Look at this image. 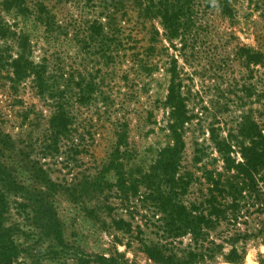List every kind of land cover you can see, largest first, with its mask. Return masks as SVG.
I'll return each mask as SVG.
<instances>
[{"label":"rangeland","instance_id":"1","mask_svg":"<svg viewBox=\"0 0 264 264\" xmlns=\"http://www.w3.org/2000/svg\"><path fill=\"white\" fill-rule=\"evenodd\" d=\"M123 1L128 9L121 22L124 43L118 57L108 67L102 65V59L96 54L80 52L79 44L72 37L71 26L67 35L56 38L47 35V38L43 27L34 25L33 18H24L14 11L2 12L6 20L16 22V28L30 35L35 60L47 55L52 66L56 61L54 56L58 54L64 58L65 71L76 66V69L86 70V75L91 72L99 86L91 102L73 101V126L76 129L73 143L85 151L67 158L66 149L62 147L64 153L60 156L41 158L40 151L35 149L30 151L28 159L45 160V167L53 179L65 186L71 185L82 175H94L103 168L117 140L115 131L122 128L120 124L126 123L129 148L126 168L132 165L147 169L158 150L170 141L169 108L163 101L170 82L168 68L174 64L190 116L182 128L185 142L182 171L190 172L194 181L185 198L199 200L208 186L205 170L224 172L223 161L211 139L212 132L233 144L231 156L237 160H240V153L231 135L236 134L242 119L249 116L264 133V66L248 62L244 51L249 48L264 53V0H228L230 14L223 13L214 3L205 5L204 1L198 7L199 18L194 29L186 35L184 45L175 39L169 46L158 34L152 52L148 51L151 30L162 31L158 19L137 20L133 14L136 23L131 21V2ZM46 2L64 25L69 21L81 23L105 11L101 5L92 8L84 6L82 1L78 4L69 0ZM71 88L72 92L77 90L73 85ZM18 95L22 102L13 103L14 95L8 84L0 86L3 119L0 126L16 142L37 140L44 133L51 108L36 94L29 80L21 84ZM196 155H201L200 161H195ZM18 171L25 182L31 180L20 162ZM105 174V179L115 182L114 170ZM261 184L258 182V187ZM104 193L97 200L88 198L85 202V196L70 190L63 189L56 196L64 239L71 250L78 254L114 256L117 264H159L149 258L142 247L143 242L161 240V232L153 225L156 217H152L151 206L140 198L131 200V195L127 198L116 196L114 187L113 191L105 190ZM253 196L241 200L235 212L228 210L226 217L205 230L197 244L190 234L177 237L172 241L173 251L179 256L189 250L197 251V264H261L264 260V211H261L260 199ZM94 208H97V215H89L87 210ZM119 219L130 224L128 230L123 224L117 226L112 222ZM232 248L240 253L239 261L227 260ZM67 256L59 260L43 258L39 264H60L62 261L80 264L77 257ZM25 258L23 264H29L30 258Z\"/></svg>","mask_w":264,"mask_h":264},{"label":"trees","instance_id":"2","mask_svg":"<svg viewBox=\"0 0 264 264\" xmlns=\"http://www.w3.org/2000/svg\"><path fill=\"white\" fill-rule=\"evenodd\" d=\"M84 6L95 8L102 6L103 12L97 16L74 24L65 25L56 19V13L46 0H0V86L8 84L13 103L22 102L18 95L19 87L29 80L36 94L45 100L51 108L44 133L41 138L29 142L16 139L0 126V264H23L25 257L29 264H39L44 258L64 259L67 255L77 257L80 264H117L114 256L100 254H78L71 250L65 241L63 223L58 215L55 198L63 190H70L78 196L98 199L105 190L114 187L119 197L141 199L152 208L153 225L161 232L160 241L143 242V251L159 264H197L199 253L189 250L179 256L173 251L177 237L190 234L197 244L209 227L219 219L226 217L228 210L235 212L241 200L255 193L260 199L261 211H264V133L258 124L245 116L231 135L239 149L240 160L231 156L233 144L226 138H218L212 132L211 139L223 161L224 172L205 170L207 190L202 198L187 199L189 188L194 181L190 172L182 171V157L185 147L182 128L190 119L184 104L178 71L174 64L169 66L170 82L164 105L169 108L167 129L170 141L160 148L153 162L143 169L139 166L126 168L129 156L126 123L116 130L117 140L110 158L94 175H82L71 185H66L50 176L45 160L28 159L30 151H40V157H54L65 153L75 157L85 151L73 143L76 130L73 126V101L89 103L98 89V82L92 73L80 68L65 71L62 57L54 56L56 61L49 64V56L39 60L33 57L30 35L16 28V22H9L2 12L14 11L24 18H33L34 25L43 27L45 35L56 38L67 35L72 28V37L79 44L80 52L102 59V65L110 66L118 57L123 45L121 22L127 16V4L123 0H69ZM206 2L214 3L223 13L230 14L228 0H130L131 21L158 19L162 31L153 28L148 51H154L155 35L161 34L170 44L176 39L182 45L186 35L194 29L198 20V7ZM111 8V9H110ZM127 12V13H126ZM136 23V22H135ZM48 38V36H47ZM166 49V47L164 48ZM248 62L264 66V53L245 49ZM175 61V59H174ZM147 67V64H142ZM100 72L101 69H98ZM150 71V69H148ZM76 87L72 92L71 86ZM13 92V93H12ZM75 99V100H72ZM26 112L25 117H27ZM3 121L0 112V125ZM35 125V124H34ZM239 137V139L237 138ZM132 151V150H131ZM132 155V152H131ZM201 155L194 157L201 160ZM19 157V159H18ZM26 169L30 181L25 182L18 171V163ZM114 170L115 182L105 179V173ZM259 176V178H257ZM258 182L262 186L258 187ZM130 193V194H129ZM89 215H97V208L87 210ZM234 215V213H233ZM114 224H130L122 219L112 220ZM142 233L140 225H136ZM132 229V223H131ZM169 247V249H168ZM169 251V252H168ZM227 260L236 262L240 253L232 248ZM60 264H66L61 262ZM264 264V260L261 262Z\"/></svg>","mask_w":264,"mask_h":264}]
</instances>
